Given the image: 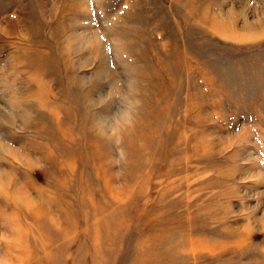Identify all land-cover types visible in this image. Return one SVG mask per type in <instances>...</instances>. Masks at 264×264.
<instances>
[{"label": "rangeland", "instance_id": "374dc122", "mask_svg": "<svg viewBox=\"0 0 264 264\" xmlns=\"http://www.w3.org/2000/svg\"><path fill=\"white\" fill-rule=\"evenodd\" d=\"M0 264H264V0H0Z\"/></svg>", "mask_w": 264, "mask_h": 264}]
</instances>
